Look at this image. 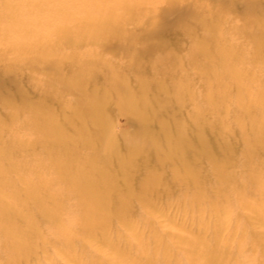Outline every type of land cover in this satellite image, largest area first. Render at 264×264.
<instances>
[{"label": "clouds", "instance_id": "9594fccd", "mask_svg": "<svg viewBox=\"0 0 264 264\" xmlns=\"http://www.w3.org/2000/svg\"><path fill=\"white\" fill-rule=\"evenodd\" d=\"M0 264H264V0H0Z\"/></svg>", "mask_w": 264, "mask_h": 264}]
</instances>
